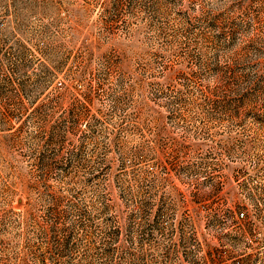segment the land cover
I'll use <instances>...</instances> for the list:
<instances>
[{"label": "rangeland", "instance_id": "1", "mask_svg": "<svg viewBox=\"0 0 264 264\" xmlns=\"http://www.w3.org/2000/svg\"><path fill=\"white\" fill-rule=\"evenodd\" d=\"M0 264H264V0H0Z\"/></svg>", "mask_w": 264, "mask_h": 264}]
</instances>
